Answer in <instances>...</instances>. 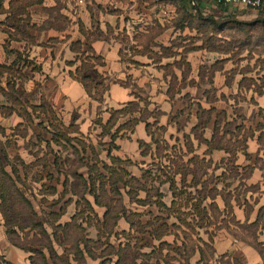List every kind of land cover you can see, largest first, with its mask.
Returning <instances> with one entry per match:
<instances>
[{
	"label": "crops",
	"instance_id": "crops-1",
	"mask_svg": "<svg viewBox=\"0 0 264 264\" xmlns=\"http://www.w3.org/2000/svg\"><path fill=\"white\" fill-rule=\"evenodd\" d=\"M165 2L0 0L2 165L34 224L0 210L9 264H264V68Z\"/></svg>",
	"mask_w": 264,
	"mask_h": 264
},
{
	"label": "rangeland",
	"instance_id": "rangeland-1",
	"mask_svg": "<svg viewBox=\"0 0 264 264\" xmlns=\"http://www.w3.org/2000/svg\"><path fill=\"white\" fill-rule=\"evenodd\" d=\"M213 13L191 16L193 18L186 19L185 23L188 26L195 27L196 39L219 50L227 51L233 57L244 56L256 59V62H260L261 67L264 68V18L254 11L242 8V6L230 11V14L225 16L218 14L215 17ZM170 15L172 16V13ZM77 134L78 132L75 130V143H77L76 140L79 141ZM78 158L76 152H73L75 164L79 163ZM83 163L80 164L83 165ZM3 243L0 242V264H7L3 255ZM41 244L46 245V242L42 240ZM204 248L207 257H209L210 247L204 245ZM54 263L64 264L65 262L61 258L60 260L54 259Z\"/></svg>",
	"mask_w": 264,
	"mask_h": 264
},
{
	"label": "trees",
	"instance_id": "trees-1",
	"mask_svg": "<svg viewBox=\"0 0 264 264\" xmlns=\"http://www.w3.org/2000/svg\"><path fill=\"white\" fill-rule=\"evenodd\" d=\"M257 13V12H256ZM260 14V13H257ZM192 16H201V14H192ZM262 18H264V16L262 14H260ZM191 17V16H190ZM206 44V43H205ZM260 63V62H259ZM261 66V63H260ZM263 68V67H262ZM84 69V66H83ZM80 78L82 81H85L86 78L82 77L80 75ZM9 86V84H8ZM115 113L112 114L111 120L113 118ZM54 136L56 138H60L62 140H68L69 138L67 137V132L65 129L58 127L56 128L55 132H54ZM75 140V138H74ZM76 142L78 143L79 141L76 140ZM75 152H77V150L75 149ZM5 157V154L2 150V147L0 146V210L5 218V223L8 227V229L14 227L15 224H17L19 227H23L22 226V222L25 223H29V218L27 216L28 212L32 213V209L31 206L29 204V202L17 191L16 188V183L15 181L18 180V176H17V172H12V174L15 177H11L10 174L6 171L3 170V165H2V160ZM79 159V163L81 162V158ZM103 169L108 172V176H104L102 173L100 168L96 165H87V172H89V185L92 187L95 183V181H98L100 185L103 184H109L111 186L115 185L116 179L118 180H122L123 177L122 176H115V169L113 167H110L106 164H103ZM73 172H75V170H73ZM77 172V170H76ZM107 206V212H110V208L111 206L109 204H106ZM23 212V213H22ZM105 213V214H106ZM15 223V224H13ZM26 225V224H25ZM28 226V224H27ZM30 226L34 227V224L32 221H30ZM42 233L44 234L43 230ZM45 236V235H43ZM14 244H17L18 242L16 240H13ZM22 245L26 244V243H21ZM29 249L33 252H35V249L32 247L33 245V241L29 242ZM49 250H51V246L49 241H46V245H45ZM36 253V252H35ZM38 253V252H37ZM39 256H37V259L35 257H31L30 258V263L31 264H45L44 258L41 257V255L38 253ZM9 264V263H7Z\"/></svg>",
	"mask_w": 264,
	"mask_h": 264
},
{
	"label": "built area",
	"instance_id": "built-area-1",
	"mask_svg": "<svg viewBox=\"0 0 264 264\" xmlns=\"http://www.w3.org/2000/svg\"><path fill=\"white\" fill-rule=\"evenodd\" d=\"M76 5L85 4L88 0H70ZM99 2L109 3L115 8V4L122 0H95ZM166 0H151L152 7L156 11L157 17L162 20L170 18L172 13L167 6ZM190 13L206 15V13H212L215 10H223L226 14H230V11L239 8H245L264 16V0H188Z\"/></svg>",
	"mask_w": 264,
	"mask_h": 264
}]
</instances>
